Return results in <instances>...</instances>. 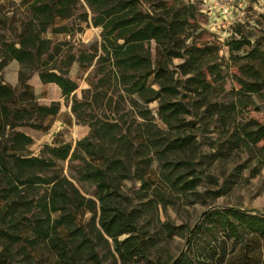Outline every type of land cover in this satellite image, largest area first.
I'll use <instances>...</instances> for the list:
<instances>
[{"label": "trees", "instance_id": "trees-1", "mask_svg": "<svg viewBox=\"0 0 264 264\" xmlns=\"http://www.w3.org/2000/svg\"><path fill=\"white\" fill-rule=\"evenodd\" d=\"M73 2L32 0L30 9L42 28L26 27L17 42L0 41V66L4 60L12 59L21 64L19 93L0 77V264L20 261L32 264L39 252L50 256L54 264H103L97 243L109 245V240L121 264L150 263L153 243L138 227L137 211L112 202L110 175L113 174H108L104 161L116 169L122 164L120 159H116L120 164H114V159L109 160L105 153L99 152L90 136L79 140L73 150L68 143L45 145L48 158L25 154L32 138L18 128L42 130L44 121L55 118L60 110L58 101L49 105L37 103L32 86L26 82L27 70L30 69L28 75L38 72L42 83L58 86L64 98L77 89L76 82L62 72L42 67L46 64L42 55L47 40L40 35L55 17L68 16ZM86 2L97 13L94 24L101 26L103 55L99 60L111 62L128 92L138 94L146 102L158 99L159 114L166 123L192 110H202L206 118L225 126L239 111L252 107L258 110V104L264 110V36L252 42L243 35L239 22L225 42L216 36H202L201 31L197 34L200 9L187 0ZM151 41L156 44L154 60L146 47ZM221 43L226 44L230 61L237 63L229 91L224 88L223 64L218 56ZM173 59L180 60L175 70L167 65ZM149 79L158 86L157 90L151 88ZM149 93L152 96L147 97ZM224 95L229 96L228 101H219L218 97ZM178 96L179 100L175 98ZM171 144L175 149L186 145L184 138ZM241 147L264 156V123L249 120L241 124L228 150ZM221 154L223 159L229 157L227 152L221 151ZM86 157L93 161H86ZM67 158L84 161L85 168L78 171V176L96 186L100 229L95 235L76 222L84 197L77 189L71 192L65 188V178L54 183L47 196H28L35 184L48 183L36 172L53 170L55 160ZM166 227L168 232L172 231V227ZM204 231L210 236L203 239L200 236ZM187 233V250L171 263L161 264H260L264 261V213L237 207L210 209ZM203 242L207 243L206 248L201 246Z\"/></svg>", "mask_w": 264, "mask_h": 264}, {"label": "rangeland", "instance_id": "rangeland-1", "mask_svg": "<svg viewBox=\"0 0 264 264\" xmlns=\"http://www.w3.org/2000/svg\"><path fill=\"white\" fill-rule=\"evenodd\" d=\"M73 1L68 16L55 17L40 35L47 40L42 55L46 64L42 67L62 72L76 82L77 89L64 98L58 86L42 83L38 72L28 75L30 69L27 70L26 82L32 86L37 103L49 105L58 101L60 110L55 118L44 121L42 130L28 126L18 128L32 138L25 154L48 158L45 145L68 143L73 150L79 140L90 136L100 148L99 152L105 153L109 160L114 159V164L120 159L122 164L116 169L113 165L109 167V161H104L108 174H113L110 175L112 202L126 209L134 208L138 213V227L153 243L150 248L152 262L139 264L171 263L188 248L187 230L199 224L210 209L237 207L251 213H264V156L242 147L228 150L241 124L249 120L264 123L262 105L258 104V110L252 107L239 111L225 126L206 118L202 110H192L166 123L159 114L158 99L146 102L138 94L128 92L111 62L99 60L103 53L101 26L94 24L97 13L86 0ZM31 2L0 0V41L17 42L26 27L42 28L39 18L32 14ZM187 2L195 3L200 9L197 34L201 31L202 36H216L225 42L239 22L243 35L252 42L264 36V0H234L231 3L234 10L225 19L217 8L209 12V5L203 0ZM146 47L154 60L156 44L151 41ZM218 56L223 64L224 88L229 91L233 87L231 74L237 63L230 61L225 43L219 45ZM178 63L180 60L173 59L167 65L175 70ZM20 69L21 64L14 59L4 60L0 66V77L17 93L20 91ZM150 81L151 88L157 90L158 86ZM149 96L152 95L149 93ZM175 98L179 100V96ZM228 99V95L218 97L221 102ZM47 125L48 129L43 130ZM107 128L109 131L105 132ZM179 138L185 139L183 148L169 145ZM221 151L229 153V157L223 159ZM85 159L93 161L89 157ZM83 168L82 160H55L53 170L36 172L48 183L35 184L28 196H47L52 185L65 178L64 187L71 192L77 189L84 197L76 222L95 235L100 229L97 189L93 183L79 178L78 171ZM189 186L193 187L188 189ZM166 226L172 227V231L168 232ZM209 236L210 233L204 231L200 237ZM97 245L103 264H121L111 240L109 245L103 242ZM203 245L208 246L206 242L201 243ZM43 260L44 264H54L50 256L40 252L34 256L32 264H42ZM19 264L24 263L20 261Z\"/></svg>", "mask_w": 264, "mask_h": 264}, {"label": "built area", "instance_id": "built-area-1", "mask_svg": "<svg viewBox=\"0 0 264 264\" xmlns=\"http://www.w3.org/2000/svg\"><path fill=\"white\" fill-rule=\"evenodd\" d=\"M203 1L206 2L207 5H209V12L217 8L216 10L219 11V13L224 17V19L230 16L232 11L234 10L233 5L231 4L232 1L234 0H203ZM212 20L213 18H211V21Z\"/></svg>", "mask_w": 264, "mask_h": 264}, {"label": "crops", "instance_id": "crops-1", "mask_svg": "<svg viewBox=\"0 0 264 264\" xmlns=\"http://www.w3.org/2000/svg\"><path fill=\"white\" fill-rule=\"evenodd\" d=\"M202 11V10H201ZM211 18V17H210Z\"/></svg>", "mask_w": 264, "mask_h": 264}, {"label": "water", "instance_id": "water-1", "mask_svg": "<svg viewBox=\"0 0 264 264\" xmlns=\"http://www.w3.org/2000/svg\"><path fill=\"white\" fill-rule=\"evenodd\" d=\"M173 263V262H172Z\"/></svg>", "mask_w": 264, "mask_h": 264}]
</instances>
